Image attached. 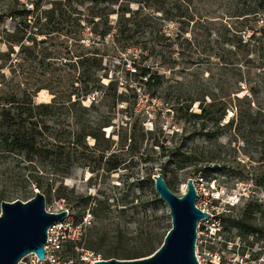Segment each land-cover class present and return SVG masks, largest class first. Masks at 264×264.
I'll return each mask as SVG.
<instances>
[{
  "label": "trees",
  "instance_id": "16d2710c",
  "mask_svg": "<svg viewBox=\"0 0 264 264\" xmlns=\"http://www.w3.org/2000/svg\"><path fill=\"white\" fill-rule=\"evenodd\" d=\"M204 2L0 0V178L22 188L3 192L0 199L21 195L28 200L33 187L50 200L74 165L109 175L126 165L119 153L149 159L148 149L165 159L160 174L174 192L177 168L189 167L191 178L208 171L198 160L197 137L241 142L252 169L248 180L255 189L262 187L264 0H227L218 6L224 13L214 16L213 10L200 8ZM120 47L139 48L146 60H157L128 70L123 82L110 76L106 63L110 49ZM139 90L168 106L177 131L145 130ZM42 91L50 102L36 101ZM251 195L241 218L232 221L224 213L215 218L246 234L259 233L256 220L258 214L264 217V202ZM148 203L157 210L163 206L157 195ZM93 211L101 223L112 217L104 202ZM161 229L155 218L120 255L106 246L107 227L101 236L102 230L86 234L85 229L80 240L64 244V260L83 250L85 239L86 248L106 260L145 258L160 248L171 228L165 234ZM126 233L117 227L113 239ZM252 246L248 242L245 248Z\"/></svg>",
  "mask_w": 264,
  "mask_h": 264
},
{
  "label": "rangeland",
  "instance_id": "374dc122",
  "mask_svg": "<svg viewBox=\"0 0 264 264\" xmlns=\"http://www.w3.org/2000/svg\"><path fill=\"white\" fill-rule=\"evenodd\" d=\"M226 3L227 0H224V2L205 0L204 3H201L200 8L213 10L212 16H214L216 12L218 14L224 13L225 10L218 6L220 4L226 5ZM44 5L48 6L46 3ZM145 56H147V53L142 55L139 48H131L127 51H123L121 47L110 49L106 59V63L110 68V76L118 75L121 77V81L124 82V76L128 70L133 71L135 66L153 65L157 60L152 57L146 60ZM51 99L52 97L47 91L40 92L36 97L38 103L50 102ZM86 104L88 105L90 102L87 100ZM138 109L143 113L142 122L145 130H153L156 126L168 127V132L172 134L173 130L177 131L180 127L174 123L172 115L167 113L168 106L161 100L151 101L143 90H139ZM120 119L118 117L117 121ZM111 132L112 129H108L107 135ZM170 140L172 139L169 138ZM220 144L225 145V148ZM168 145L172 146L173 144L170 142ZM195 145L199 153L198 160L208 168V171L203 175L192 177L196 180V188L200 193L197 205L213 215V218L208 222L201 223V230L205 232V235L202 236L205 243L203 247H200L199 250L197 248L196 251H221L227 241L235 245V252L229 253L228 258L239 257L240 261L247 260L248 264H264V217L261 214L257 215L256 224L260 229L257 234L249 235L232 227L229 223L222 224L221 222L222 233L217 234L216 237L212 235L216 231L215 225L217 223L214 216L224 213L229 214L232 221L241 218L245 204L252 196L251 194H255V197L264 202V185L255 189L252 182L248 180L252 169L249 158L243 155L242 143L231 142L228 137L214 138L212 141H208L206 137H197ZM147 151L146 153L152 156L149 159L142 157L141 154L133 156L129 152L119 153L126 160V165L109 175L102 170L99 173H93L90 165L86 167L74 165L70 176L54 186L51 199H46V210L52 213L67 211L75 221L79 222L81 218L83 220V217L90 214L91 218L89 223L86 224L85 233L102 230L99 234L101 236L104 228L107 227L106 246L115 248L118 255L122 254L127 248L134 246L139 229L153 222L155 218H158L161 223V234H165L172 227L167 206L161 201L163 206L157 210L148 203L150 197L158 196L153 177L160 174L159 167L165 159L160 156L158 150L148 149ZM257 156L255 155V157ZM176 170L178 179L173 182L172 187L177 195L182 196L186 191L187 181L191 178L190 168L181 167ZM150 171L154 174L151 179L147 180ZM18 186V188H15L12 184L0 178V194L15 190L22 192L21 186L19 184ZM29 189L31 190L28 193V200L38 190L33 187ZM58 189L61 190L60 195L55 192ZM246 194L248 195L246 196ZM20 196L16 195L6 198V200L0 199V214L3 201H28ZM79 198L87 199L89 201L88 205L85 206V203H82ZM229 201L231 205H228ZM98 202H104L112 214V217L104 219L103 223L100 222L93 211ZM117 227L128 232L120 240L113 239ZM226 228L228 230L224 231ZM248 242L252 243L253 246L246 249ZM87 245L85 239L83 242L84 249L82 250L80 247V249L75 250L74 255L71 257L74 264H92L96 260L103 259V256L98 252L87 249ZM244 250L245 253L243 254ZM256 253H261L258 259L253 258ZM67 254V248L65 247L59 252V256L63 260L66 259ZM86 255L89 258L88 260L84 258ZM20 264H27V260H23Z\"/></svg>",
  "mask_w": 264,
  "mask_h": 264
},
{
  "label": "water",
  "instance_id": "95a60500",
  "mask_svg": "<svg viewBox=\"0 0 264 264\" xmlns=\"http://www.w3.org/2000/svg\"><path fill=\"white\" fill-rule=\"evenodd\" d=\"M155 190L168 208L172 227L160 248L140 259H101L93 264H199L196 256L197 230L211 215L197 207L196 180L188 179L182 196L171 191L163 174L153 177ZM67 211L46 210V197L37 190L26 201H3L0 214V264H20L27 255L45 260L49 229L60 223Z\"/></svg>",
  "mask_w": 264,
  "mask_h": 264
},
{
  "label": "built area",
  "instance_id": "2783aa9c",
  "mask_svg": "<svg viewBox=\"0 0 264 264\" xmlns=\"http://www.w3.org/2000/svg\"><path fill=\"white\" fill-rule=\"evenodd\" d=\"M196 190L199 198L200 193L197 188ZM228 205H231L230 201ZM201 210L206 212L205 209ZM210 215L211 216L208 219L201 221L198 225L196 245V249L198 248V250L200 247H203L205 243V241L202 239V236L205 235V232L204 230H201V223L208 222L210 219H212L213 215ZM90 218L91 215L88 214V216L83 218V222L81 224L75 225L73 217L69 212H67L65 218L60 223L52 226L48 231V241L45 246V260L39 259L38 256L35 254L27 255L24 260H27V264H73L72 260H63L62 257L59 256V252L64 247V244L73 243L81 239V236L85 231L86 224L89 223ZM215 226L216 231L214 234H212L213 237H216L217 234H221L223 231L220 220H217ZM234 252L235 245L232 242L226 241V245L224 246L223 250H217L214 252L208 250L196 251V256L199 264H248L247 260L245 261L243 259L242 261H240L239 257L228 258V254ZM84 258L85 260L89 259L87 255Z\"/></svg>",
  "mask_w": 264,
  "mask_h": 264
}]
</instances>
